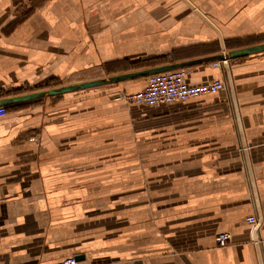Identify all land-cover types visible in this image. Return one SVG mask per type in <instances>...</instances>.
I'll return each mask as SVG.
<instances>
[{"label": "crops", "instance_id": "obj_1", "mask_svg": "<svg viewBox=\"0 0 264 264\" xmlns=\"http://www.w3.org/2000/svg\"><path fill=\"white\" fill-rule=\"evenodd\" d=\"M186 1L0 0V100L264 44V0ZM212 63L186 84L227 91L174 104H126L138 78L9 105L0 264H264V51Z\"/></svg>", "mask_w": 264, "mask_h": 264}, {"label": "built area", "instance_id": "obj_2", "mask_svg": "<svg viewBox=\"0 0 264 264\" xmlns=\"http://www.w3.org/2000/svg\"><path fill=\"white\" fill-rule=\"evenodd\" d=\"M228 60L215 61L213 67H220ZM186 70L176 69L167 72L150 75L146 78L144 89L134 93H123L120 97L126 104L144 106L168 105L183 102L201 95L213 94L219 91H227L228 85L224 79L209 81L197 86H189L185 82ZM6 115L4 106H0V118ZM36 140L35 138L31 139ZM246 223L256 227L257 219L253 216L246 218ZM228 234H219L215 237V243L222 247L228 243ZM55 264H78L76 259L68 258Z\"/></svg>", "mask_w": 264, "mask_h": 264}, {"label": "water", "instance_id": "obj_3", "mask_svg": "<svg viewBox=\"0 0 264 264\" xmlns=\"http://www.w3.org/2000/svg\"><path fill=\"white\" fill-rule=\"evenodd\" d=\"M186 2L189 4L188 1H186ZM189 5L195 11H197L191 4H189ZM262 51H264V44L231 51L229 53H222L221 55H217V56L212 57V58L187 61V62H183V63L165 65V66H161V67H154V68H150V69H145V70L135 71V72H131V73L116 75L113 77H109L108 79L83 82V83H79V84L64 86V87L55 88V89H48V90H44V91H36V92H32V93H29L26 95L0 100V106L11 105V104L21 103V102H27V101L39 99V98H42L45 96H47V97L59 96V95L65 94V93L85 90L88 88H93V87L106 85V84L110 85V84H115V83H119V82H123V81L135 80L138 78H146V77L153 75V74L167 72V71L176 70V69H185L187 67H191L193 65L206 63V62L221 61L224 59H226V60L238 59V58H242V57H245V56H248L251 54H255V53H259ZM222 66L225 69H227V67H228L227 63H223ZM82 260L83 259L81 257H77V259H76V261H78V262H81Z\"/></svg>", "mask_w": 264, "mask_h": 264}, {"label": "rangeland", "instance_id": "obj_4", "mask_svg": "<svg viewBox=\"0 0 264 264\" xmlns=\"http://www.w3.org/2000/svg\"><path fill=\"white\" fill-rule=\"evenodd\" d=\"M113 76H116V75H112V76H108L107 74H99V78L98 79H93V80H89V79H84V80H86V81H83V82H90V81H95V80H102V79H108L109 77H113ZM83 82H81V83H83ZM120 83V82H119ZM75 84H79V83H75ZM118 83H115V84H106V85H101V86H97V87H109V86H111V85H117ZM69 85H74V84H69ZM68 84L66 85V84H62V83H60V82H56V83H53L51 86H50V88L49 89H55V88H60V87H64V86H69ZM93 88H95V87H93ZM88 89H91V88H88ZM85 90H87V89H85ZM80 91H84V90H80ZM76 92V91H75ZM122 94L123 93H121V95H120V97L122 96ZM55 97V96H54Z\"/></svg>", "mask_w": 264, "mask_h": 264}, {"label": "trees", "instance_id": "obj_5", "mask_svg": "<svg viewBox=\"0 0 264 264\" xmlns=\"http://www.w3.org/2000/svg\"><path fill=\"white\" fill-rule=\"evenodd\" d=\"M113 65H116V64H118V63H112ZM111 66V65H110ZM139 65L138 64H131V65H129V66H127V67H125L124 68V71H130V70H139L138 68H140V67H138ZM110 68H108V70H109ZM147 78V77H146ZM53 83H51V84H49V88H50V86L52 85ZM10 106L9 105H5L4 106V108H5V111L7 112V110H8V108H9Z\"/></svg>", "mask_w": 264, "mask_h": 264}]
</instances>
